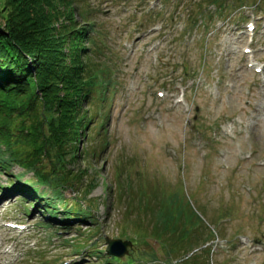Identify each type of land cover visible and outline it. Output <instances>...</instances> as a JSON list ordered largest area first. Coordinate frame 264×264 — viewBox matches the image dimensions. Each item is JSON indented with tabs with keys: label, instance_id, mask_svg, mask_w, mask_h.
I'll return each instance as SVG.
<instances>
[{
	"label": "rangeland",
	"instance_id": "1",
	"mask_svg": "<svg viewBox=\"0 0 264 264\" xmlns=\"http://www.w3.org/2000/svg\"><path fill=\"white\" fill-rule=\"evenodd\" d=\"M86 1L74 5L78 12L89 7L84 10L106 39L109 63L117 64L110 85L98 92L106 96V125L102 129L98 120L90 128L94 142L104 141L84 180L93 178L94 187L86 197L82 187L79 193L69 188L63 193L73 210L89 217L49 220L50 227H38L49 215L41 216L37 208L26 217L18 212L13 186L32 174L16 180L22 169L12 164L5 174L0 171L5 188L0 199L9 197L0 201V221L35 226L23 232L0 229V264H93L97 253L92 250L104 251L105 237L131 242L117 264L129 259L134 264H194L192 253L206 247L211 251L206 249L196 264H264V109H257L264 106V87L243 53L249 46L264 62V28L258 24L246 37L235 30L249 20L246 14L264 15V0H226L229 5L215 22L202 17L204 9H214L205 0H160L149 14L150 0ZM154 25L158 30L147 32ZM185 88L183 102L175 104ZM158 90L167 95L158 98ZM226 124H232L227 134H211ZM118 189L122 197L115 201ZM75 196L82 199L79 205ZM170 197L172 209L180 206L200 221L188 230L195 248L180 255L178 244L169 251L165 241L147 234L135 239L137 230L151 231L157 210ZM5 202L9 207L4 210ZM57 227L67 228L59 235ZM75 238L88 247L76 251V240L67 245ZM251 246L260 250L250 254Z\"/></svg>",
	"mask_w": 264,
	"mask_h": 264
},
{
	"label": "trees",
	"instance_id": "2",
	"mask_svg": "<svg viewBox=\"0 0 264 264\" xmlns=\"http://www.w3.org/2000/svg\"><path fill=\"white\" fill-rule=\"evenodd\" d=\"M205 1L215 4L214 14L220 17V8L226 3ZM75 2L89 4L86 0H0V171L5 174L12 164L17 165L22 173L13 176L16 180L30 172L20 190L34 202L45 200V210L53 215L61 211L57 206H62L60 213L68 219L89 215L79 208L73 210L63 193L68 188L78 192L82 187L86 197L94 187L93 178L84 180L104 141L94 142L90 128L98 120L102 128L108 120L109 113L102 105L106 96L98 92L110 85L117 65L109 63L112 56L106 52V39L84 10L89 7L78 12ZM118 191L115 201L122 197ZM34 193L40 194V199ZM74 199L78 205L82 202L77 196ZM173 199L168 198L167 206L157 210L151 231L141 227L135 239L147 234L165 241L169 251L178 244L180 255L195 248L197 243L193 244L189 231L200 221L180 206L172 209ZM74 240L76 251L84 247L82 238L67 240V245L73 246ZM92 252L97 253L93 264L122 262L112 256L103 261L99 250ZM203 252L192 253L194 264L204 257ZM125 264H134V260Z\"/></svg>",
	"mask_w": 264,
	"mask_h": 264
},
{
	"label": "water",
	"instance_id": "3",
	"mask_svg": "<svg viewBox=\"0 0 264 264\" xmlns=\"http://www.w3.org/2000/svg\"><path fill=\"white\" fill-rule=\"evenodd\" d=\"M106 250L109 254L119 257L127 253V247L130 246L131 242L129 240H119V239H110L105 237Z\"/></svg>",
	"mask_w": 264,
	"mask_h": 264
}]
</instances>
